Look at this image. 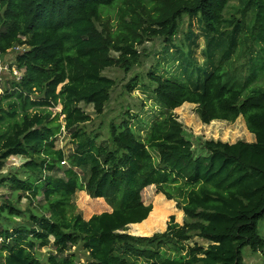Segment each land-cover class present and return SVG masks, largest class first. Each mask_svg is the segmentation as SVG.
I'll use <instances>...</instances> for the list:
<instances>
[{
	"label": "trees",
	"instance_id": "1",
	"mask_svg": "<svg viewBox=\"0 0 264 264\" xmlns=\"http://www.w3.org/2000/svg\"><path fill=\"white\" fill-rule=\"evenodd\" d=\"M228 2L0 0V64L13 52L14 66L23 71L19 79L11 78V65L0 72L5 80L0 172L10 157L25 159L24 175L0 176V186L17 193L18 201L42 196L38 213L9 198L0 204V264H131L133 258L146 264H243V247L264 249L259 230L264 219V87L246 94L250 79L243 81L229 61L241 26L252 41L264 43V0H247L250 23L236 21L230 33L222 26ZM114 6L120 8V23L111 33L99 23ZM186 15L198 21L208 39L205 65L186 62L188 53L182 63L186 83L151 71L150 93L158 109L151 120L138 121L145 136L128 118L111 124V139L98 143L82 127L91 115L80 104L103 113L115 86L103 71L111 66L128 70L141 55L137 46L147 40L161 37L170 44ZM184 103L197 104L206 124L243 116L255 141L207 140L208 153L196 156L174 112ZM58 104L63 122L49 108ZM65 131L74 143L68 150L56 145ZM152 185L175 200L190 221H171L165 232L150 236L120 232L148 220L151 206L142 192ZM79 191L92 200L83 212H75L72 203ZM195 235L208 247H186ZM168 245L180 253L187 248V253L165 257L160 250ZM78 246L87 252L86 261L72 251ZM42 247L51 248L45 261L37 254Z\"/></svg>",
	"mask_w": 264,
	"mask_h": 264
},
{
	"label": "rangeland",
	"instance_id": "2",
	"mask_svg": "<svg viewBox=\"0 0 264 264\" xmlns=\"http://www.w3.org/2000/svg\"><path fill=\"white\" fill-rule=\"evenodd\" d=\"M247 0H229L228 5L224 11V21L222 23L223 30L230 33L236 21L249 24L252 15L246 9L245 3ZM119 6L108 8L104 11L99 27L101 29L107 25L111 33H116L119 29ZM245 10V11H244ZM247 27L241 26L237 32V43L234 51L231 54L230 62L236 68L237 75L245 79H250V83L246 88L245 93L254 87H264V43L254 42L251 37H248ZM172 42L167 44L161 37L147 40L143 45H138L137 49L141 53L139 59L127 69L119 66H111L103 71V74L112 78L115 81V86L111 91V96L107 102L103 113L97 114L92 104L81 103L80 106L91 115V120L82 124V127L87 130L91 136L96 138V141L102 142L111 139L110 126L111 124H120L125 119L130 118L132 124H136V129H141L142 137L145 136L139 119L153 118L157 112L158 106L151 95L152 83L149 80V73L151 71H158L165 73L168 76H176L177 81L185 82L186 74H183L182 66L184 59L187 58L188 53L191 58H187L186 62H195L197 65H205L207 55L205 53L208 47V39L206 34L201 29L196 19L190 20L186 15L179 24L177 33L172 37ZM247 40L245 44L242 41ZM20 51L23 47H16ZM263 49V51H260ZM113 55L118 53L112 51ZM217 58V57H215ZM15 64V55L13 52L9 54L5 61L0 64V72H7L9 66L13 68L12 77L21 78L23 71L17 70ZM181 65V66H180ZM137 78L132 85L133 89L129 91L128 84L133 78ZM179 77V78H178ZM181 77V78H180ZM5 84L4 78L0 75V95H3V86ZM5 102V101H4ZM53 116L59 115L62 109L60 104L49 107ZM179 121L183 124L184 135L192 143L193 150L196 156L206 155L208 151L204 147L207 140H221L224 142L234 143L239 140L252 142L255 134L250 132L247 122L243 116H239L235 121L214 120L209 124L203 123L199 114L198 106L194 103H184L174 110ZM131 116V117H130ZM132 116H137L132 118ZM64 115H59V120L63 122ZM73 139L66 131L57 136V147H63L68 150L74 144ZM25 159L21 156H12L7 159L4 169L0 172V176L8 174H21L23 176L22 166ZM67 167L64 164V169ZM143 201L146 205L151 206L152 214L149 215L148 220L139 224L128 225L125 232L131 235L150 236L155 233L165 232L168 224L173 221L179 225H184L190 220L185 216L184 212L177 207L175 200H170L162 193H158L154 185L146 187L142 192ZM9 198L13 200L21 209L32 208L36 213L42 212L39 207V200L42 196L32 201L28 198H21L18 201V194L8 186H0V204L4 199ZM89 196L85 191H79L73 197L72 203L75 212L85 211L87 204L90 203ZM260 234L264 238V219L259 222ZM200 244L207 248L209 242L199 236H193L189 241H186L185 246H194ZM179 246L180 243H177ZM171 246V247H169ZM172 245L162 246L161 253L165 256L177 257L178 253L184 255L187 253V248L182 249L180 253ZM51 248L42 247L37 250V254L42 261L46 260L48 252ZM79 261H86L88 254L82 250L80 246L73 247V250ZM243 264H264V249L262 251H254L249 246L242 249ZM131 264H146L143 259H131Z\"/></svg>",
	"mask_w": 264,
	"mask_h": 264
},
{
	"label": "built area",
	"instance_id": "3",
	"mask_svg": "<svg viewBox=\"0 0 264 264\" xmlns=\"http://www.w3.org/2000/svg\"><path fill=\"white\" fill-rule=\"evenodd\" d=\"M3 240L0 238V245L2 244Z\"/></svg>",
	"mask_w": 264,
	"mask_h": 264
},
{
	"label": "crops",
	"instance_id": "4",
	"mask_svg": "<svg viewBox=\"0 0 264 264\" xmlns=\"http://www.w3.org/2000/svg\"><path fill=\"white\" fill-rule=\"evenodd\" d=\"M253 141H255V138H254V139H252V142H253Z\"/></svg>",
	"mask_w": 264,
	"mask_h": 264
}]
</instances>
